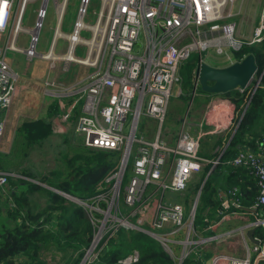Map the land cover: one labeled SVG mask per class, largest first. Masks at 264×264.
Returning a JSON list of instances; mask_svg holds the SVG:
<instances>
[{"label":"built area","instance_id":"1","mask_svg":"<svg viewBox=\"0 0 264 264\" xmlns=\"http://www.w3.org/2000/svg\"><path fill=\"white\" fill-rule=\"evenodd\" d=\"M30 1L0 0V144L6 134V113L17 97L19 83L6 59L9 52L25 55L29 61L41 58L50 64L51 71L56 69L58 61L86 65L96 54V60L90 65L95 71L73 93L78 99L65 111L63 120H74L75 133L82 137L85 147L116 154V164L98 185L99 194L88 201L79 200L95 228L93 242L80 264L98 261L108 241L121 228L138 230L154 238L176 264H183L194 255L201 264H206L201 251L207 244L219 241V237H197L196 214L186 213L179 203H157V188L163 192L183 193L193 174L210 164L219 165L228 145L218 148L217 156L209 160L200 155L202 141L208 136L234 132L244 112L232 107L229 114L223 110L224 102H212L199 125V132L192 135L185 130L189 125L185 122L174 145L165 141L162 126L171 98L182 95L183 64L192 55L199 56L200 62L214 58L218 64H233L237 53L264 41V7L259 25L245 38L239 33L233 22L235 15L230 11L236 0H106L111 1L108 16L105 0H102L104 6L95 24L99 32L93 31L94 25L86 22L91 0H82L68 33L63 31V24L69 0H44L34 28L27 31L23 21ZM51 1L55 5L56 27L48 53L42 55L37 52V44ZM23 33L30 36L26 49L18 46ZM86 33L92 36L91 40L84 38ZM97 37H101L100 43H91ZM60 42L66 43L71 61L57 56ZM79 47L87 49L84 59L76 56ZM260 84L261 78L249 94L254 95ZM45 85L52 89L56 82L46 81ZM198 86L196 81L195 89ZM250 86L251 83L241 92ZM79 103H82L81 111L75 119L74 111ZM145 104V115L159 126L152 141L137 137ZM204 126L208 129H203ZM261 149L264 150V143ZM132 157V177L124 187ZM228 165L248 170L258 190L256 203L248 210L253 220L246 228L225 235L226 239L238 236L245 244L247 229L264 231V153L245 150ZM10 177L28 180L16 173L0 171V191H5ZM237 193L236 190L228 193L221 202L217 212L221 220L232 214V208L241 209ZM180 235L186 237L176 239ZM255 240L259 244H254L251 250L245 244L246 257L215 255L212 264H264V242L260 236H255ZM179 246L183 250L176 255ZM138 261L139 253L135 252L120 263Z\"/></svg>","mask_w":264,"mask_h":264},{"label":"trees","instance_id":"2","mask_svg":"<svg viewBox=\"0 0 264 264\" xmlns=\"http://www.w3.org/2000/svg\"><path fill=\"white\" fill-rule=\"evenodd\" d=\"M247 55H253L256 59L258 67L256 76L258 79L261 78V84L254 95L249 94L250 89L244 93L235 90L226 94L241 112L249 102L250 105L242 120L240 119L236 132L222 136L216 141V148L223 149L224 144L233 137L220 164L216 167L212 164L204 167L200 183L191 191L192 195L196 196L206 176L214 168L203 187L196 211L194 228L197 237H213V233L207 229L209 225L205 219L209 214H215L221 209V202L228 193L238 191L236 198L241 208L246 209L253 207L258 196L250 172L244 168L236 169L228 165V162L240 152L246 149L255 151L264 143V41L260 45L244 48L237 53L236 62H240ZM211 61L218 63L214 58H210L206 63L219 67L210 63ZM199 63L200 58L197 56L189 73L183 76L180 97L186 101L191 100L196 84L195 69ZM256 81L252 82L256 84ZM199 89L200 94L205 96L204 103L209 104L215 96ZM62 114L60 102L52 100L47 117L23 119L17 130L23 147H13L14 157L9 158L0 150V171L16 172L28 178L25 180L10 177L8 183L10 189L6 188L4 195L0 193V264H47L42 258V254L47 251L65 253L69 258L65 264H80L93 242L95 228L86 211L58 192L77 200H90L99 194L98 185L115 167L116 154L99 150L91 151L86 148L84 152L67 158L63 167L52 171L42 180L23 165L33 148H42L44 142L53 135L52 123L48 118L59 117ZM204 142L206 139L202 141L201 149L206 148ZM18 151H20L18 157L21 159L20 165L11 170L10 160H14ZM216 156V154L211 155L212 158ZM222 193L225 195L224 198ZM189 199L190 196L187 195L184 198L188 206ZM8 200L12 201V207L8 205ZM256 235L264 239V231L258 230ZM135 252L139 253V261L134 264L177 263L154 238L140 231L121 228L108 241L98 261L93 264H121V261ZM183 264L201 263L194 255L187 258Z\"/></svg>","mask_w":264,"mask_h":264},{"label":"rangeland","instance_id":"3","mask_svg":"<svg viewBox=\"0 0 264 264\" xmlns=\"http://www.w3.org/2000/svg\"><path fill=\"white\" fill-rule=\"evenodd\" d=\"M81 3L82 0H69L65 21L63 24V26H65L64 30H66V27L67 31H69L71 27L73 28L74 21L77 17L78 9ZM110 3L111 1L105 0L106 16H108L109 14ZM43 5L44 0H31L29 2L23 21V27L27 31H30L34 28L37 20V12L40 8H42ZM103 6L104 5L102 3V0H91L88 7V14L86 16V22L89 23L90 26L96 24L98 15ZM263 7L264 0H236L235 3L230 7V11L235 15V17L233 18V22L237 25L239 33L245 38L250 37L253 30L259 25L260 14L263 10ZM55 27V5L54 1H51L48 5L47 18L44 22V28L40 32L39 43L37 44V52L39 54L45 55L48 53ZM29 38L30 36L26 33L20 34L18 46L23 49H26L29 44ZM84 38L86 40H91L92 36L89 33H86L84 35ZM100 40L101 39H99V41ZM141 40L143 41V39ZM86 51V48L79 47L76 50V56L78 58L84 59L86 57ZM56 52L58 57L64 60H69L68 49L66 48V45H64L63 42L59 43ZM196 57V55H192L190 60L183 64L181 70L182 77L189 73L192 63L195 62ZM6 59L9 65L13 68L15 74H17L18 79H20L19 85L23 84L25 86V90H22L19 94V97H16L14 99V104H12V108H17L15 121L11 123L10 128L6 132L4 139L0 144L1 152L7 154L10 158L14 157V151H12L13 147H23L21 143V138H19L17 132L18 128L20 127L19 125L21 124V121L24 118L43 116L44 111H48L49 109V105L51 103L46 98L49 94L45 88V82L51 80H54L56 82L55 88L48 89L49 92L52 94L60 92L61 94L72 95L73 93L78 91L80 87H82L83 83L89 77V75H91L95 71L94 67H91L90 65L96 60V54L92 56L91 61L86 65L69 63L67 61H58L56 63V69L52 71L49 68L50 64L48 62L43 61L41 58H35L32 61H29L25 55L9 52ZM210 63L214 65L216 61L215 63L213 61H211ZM234 63H236V61ZM215 65H219V67L222 68L232 64L222 62L221 64L217 63ZM257 79L258 78L255 75L252 81L254 82ZM253 82H251V86L249 89H252L256 85ZM198 93L196 95L194 94L193 96L192 91L191 100L188 101H186L183 97L173 96L171 98L167 110L166 119L162 126V135L165 138V141L170 145H174L177 141L185 122L186 124H189L186 126L185 130H188L192 135L197 134L199 132V125L203 121L204 115L211 102L214 99L224 100L228 97L226 95H214L217 98L213 97V100L211 99L212 101H210L209 104H205V96L200 94V89ZM232 97L234 96H231V98ZM77 99L78 96H74V101L71 105H68L66 102H61V110L63 111V114L59 118L60 121L63 120L65 111L69 110ZM81 105L82 103H79L77 109L74 111L75 119L80 114ZM146 111L147 104H145L142 115L139 118V124L137 127V137L154 139L156 137V133L159 130V126L155 120L145 115ZM203 129L207 130L208 128L204 126ZM230 134L232 133L227 132L225 136H228ZM222 136L223 134L206 137V142H204L206 148H202V156H206L209 154L212 155L213 151L217 147L216 141L219 140V138ZM76 143V145H81V147H76L75 145L73 146V143L71 142L70 138L56 141L55 139H52V141L48 144L47 142H45L42 148L34 147L33 151L30 153L29 158L24 161L23 165L25 168L29 169L31 173L35 174L39 178V180H42L43 177H48L52 171L63 167L65 164V160L73 156L74 154L84 152L86 148L91 151H94L88 147L83 146L82 137H78L76 139ZM19 154L20 151H18L13 161L10 160L9 168H11V170L15 169L20 165L21 159H18ZM133 164L134 158L132 157L129 163V168L126 173V177L124 179V187L128 184L129 179L132 177ZM202 174V171L193 174V178L191 179L188 185L191 191H193L200 183L203 176ZM0 193L4 195L5 191L1 190ZM170 196L175 197L178 202L181 201L179 200V194L166 192L164 196V202H167ZM73 202L79 205V200L78 202ZM8 205L10 207L13 206L11 200H8ZM86 214L88 215L91 221L90 215L87 212ZM231 215H233V213ZM181 236L183 235L176 237V239H179ZM262 240L264 242V239ZM173 247L175 248V246ZM235 247H237V245H235ZM182 250V247H176V255H180ZM239 251L243 252L242 249H239ZM42 258L47 264H65L68 262V256L65 253H60L56 251H47L42 254Z\"/></svg>","mask_w":264,"mask_h":264},{"label":"crops","instance_id":"4","mask_svg":"<svg viewBox=\"0 0 264 264\" xmlns=\"http://www.w3.org/2000/svg\"><path fill=\"white\" fill-rule=\"evenodd\" d=\"M64 27H63V31H65L66 33L70 32L72 29V27H71L69 29V31H67V27H66V30H64ZM64 45H66V43H64ZM66 47H67V45H66ZM19 81H20V79H19ZM195 87H196V84H195ZM195 87L193 90V96H194ZM45 88L49 94L48 97H46V98L48 101H50V103L52 102V100H58L60 103L66 102L68 105H71L74 101V96H76V95L61 94L60 92H56V93L52 94L49 92L46 85H45ZM199 88H201V87L198 86V89H196L195 95L198 93ZM22 90H25V86L23 84L19 85V83H18L17 98L19 97V94ZM239 91L241 92V90H239ZM241 93H244V92H241ZM215 98H217V97H215ZM219 101L224 102V104H222V106H223V110L226 113L230 114L232 112L231 111L232 107L238 108L236 106V104L230 100L229 97H227L224 100L223 99H214L212 102H219ZM248 104H247V106H248ZM12 106L9 109V111L6 113V132L10 128L11 123L13 121H15V117L17 114V108L13 109ZM247 106H246V108H247ZM246 108H245V110L242 111V112H244V114L246 113ZM43 117H47V110L44 111L43 116H38V117L36 116V117H29V118L40 119ZM60 117L61 116L48 118V121L52 123L53 135L49 139H47L45 142H47V144H48L49 142L52 141V139H55V141H56V140H65L66 138H70L71 142L73 143V146L75 145L76 147H81V145H76L77 144L76 139L79 136L75 133V130H74V128H75L74 123H73L74 120H72V122H64L63 120L60 121V119H59ZM22 121H21V124H22ZM21 124L19 126H21ZM234 132H231V133L234 134ZM225 134H227V133H223V136H225ZM148 140L152 141L154 139H148ZM45 142H44V144H45ZM228 143H227V145H228ZM83 146H84V144H83ZM217 149L218 148H216L215 151ZM246 150L254 151L252 149H246ZM215 151H213L212 154H215ZM259 151L264 153L263 149H261V150L256 149L254 152H259ZM200 155H201V152H200ZM202 157L209 159V160L212 159L210 154L206 155V156H202ZM7 189L9 190V188H7ZM165 193L166 192H163L162 190H159L157 188V203L164 202ZM186 195L190 196L189 206L184 201V198L186 197ZM179 196H180L179 200H181L180 202H178L175 197L170 196L169 200L167 202H164V203H179V204H182L184 206V208L186 209V213H189L190 211H192V208H193V205L195 203L197 195L196 196L192 195L191 190L189 189V186H188V188L185 192L179 193ZM222 197L223 198L225 197V195L223 193H222ZM226 197H227V195H226ZM248 210L249 209H246V208H241V209L232 208L231 213H233L234 215L230 214L227 218H224L222 220L218 217L217 213L212 214V215L211 214L208 215V217L205 219V220H207V223L209 225V227L207 229L213 233V237H219V241L209 243L205 246L202 254H203V259L206 260V264H212V259L215 255H226V256L237 257V258L246 257V255H247L246 245L250 250L252 249V247L254 245L249 240V238L247 237V232L250 230L247 229L245 231L246 232V241H245L246 245L244 244V241L242 240V238H240L238 236L233 237L232 239H226L225 235L231 231H236V230L244 229L247 227V225L253 220V217H252L251 213L248 212ZM257 231L258 230H256V232ZM255 236H257L256 233L254 234V239H255ZM184 237H186V235L181 236L179 238V240L184 239ZM201 238H203V236H201ZM235 245H237V247H235ZM239 249H242L243 252H240ZM251 256H252V259H254L255 255L253 253L251 254Z\"/></svg>","mask_w":264,"mask_h":264},{"label":"water","instance_id":"5","mask_svg":"<svg viewBox=\"0 0 264 264\" xmlns=\"http://www.w3.org/2000/svg\"><path fill=\"white\" fill-rule=\"evenodd\" d=\"M257 70L258 67L256 64L255 57L253 55H247L240 62H236L232 65L222 68L211 66L205 62H200L195 69V79L203 92L211 95H226L235 90L246 89L247 86H249L251 81L254 79ZM195 93L196 89L194 91V94ZM249 105L250 103L248 104L247 108L249 107ZM232 139L233 137H231V139L229 140L228 146L231 143ZM213 170L214 168L208 173L204 182L201 185V188L197 194L195 203L192 208L193 214H196L203 187ZM7 188H9V186H7ZM58 193L72 201H78L77 199L70 197L62 192ZM255 233L256 229H251L247 232V237L253 244L258 245L259 242L254 239Z\"/></svg>","mask_w":264,"mask_h":264},{"label":"bare ground","instance_id":"6","mask_svg":"<svg viewBox=\"0 0 264 264\" xmlns=\"http://www.w3.org/2000/svg\"><path fill=\"white\" fill-rule=\"evenodd\" d=\"M93 31H95V32H96V31L99 32V27H98V25H94V26H93ZM99 39H101V37H97L96 39L92 40L91 43H93V42H100ZM68 59H69V60L72 59V57H71L70 54H69V56H68Z\"/></svg>","mask_w":264,"mask_h":264},{"label":"snow or ice","instance_id":"7","mask_svg":"<svg viewBox=\"0 0 264 264\" xmlns=\"http://www.w3.org/2000/svg\"><path fill=\"white\" fill-rule=\"evenodd\" d=\"M0 20H2V16H0Z\"/></svg>","mask_w":264,"mask_h":264},{"label":"clouds","instance_id":"8","mask_svg":"<svg viewBox=\"0 0 264 264\" xmlns=\"http://www.w3.org/2000/svg\"><path fill=\"white\" fill-rule=\"evenodd\" d=\"M7 188V187H6ZM10 189V188H9Z\"/></svg>","mask_w":264,"mask_h":264}]
</instances>
